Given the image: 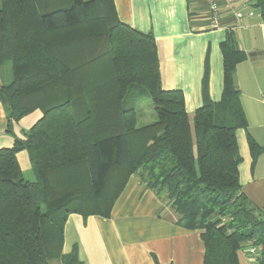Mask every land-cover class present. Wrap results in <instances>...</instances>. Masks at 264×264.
Wrapping results in <instances>:
<instances>
[{"label": "trees", "instance_id": "1", "mask_svg": "<svg viewBox=\"0 0 264 264\" xmlns=\"http://www.w3.org/2000/svg\"><path fill=\"white\" fill-rule=\"evenodd\" d=\"M244 1L264 18V0ZM220 49L221 101L204 96L190 120L182 93L162 89L153 36L122 24L113 0H1L0 103L14 142L0 149V264H81L62 256L68 216L109 217L131 175L201 233L203 264H239L249 246L264 264V210L239 183L235 133L247 122L234 72L245 55L231 33ZM133 87L152 102L148 125H137ZM36 110L41 119L14 136ZM248 146L254 162L262 149ZM23 150L33 181L16 159Z\"/></svg>", "mask_w": 264, "mask_h": 264}, {"label": "crops", "instance_id": "2", "mask_svg": "<svg viewBox=\"0 0 264 264\" xmlns=\"http://www.w3.org/2000/svg\"><path fill=\"white\" fill-rule=\"evenodd\" d=\"M218 25L212 24L209 0H113L118 20L154 38L162 89L180 91L190 120L204 102L219 103L223 90L221 43L231 33L245 59L234 72L235 85L246 118V129L236 131L240 157L239 183L247 200L264 210V18L244 0H213ZM237 14L241 16L238 17ZM36 110L13 125L14 136L24 139L41 119ZM150 122L146 125L152 123ZM142 126V125H141ZM250 137L262 152L253 162ZM6 118L0 103V149L11 148ZM16 159L25 179L32 172L28 153ZM33 175V172H32ZM77 254L81 264H203L201 233L188 231L168 201L131 175L114 201L107 218L78 214L68 216L63 233L62 256ZM239 264H259L245 250ZM62 264V262H59Z\"/></svg>", "mask_w": 264, "mask_h": 264}, {"label": "rangeland", "instance_id": "3", "mask_svg": "<svg viewBox=\"0 0 264 264\" xmlns=\"http://www.w3.org/2000/svg\"><path fill=\"white\" fill-rule=\"evenodd\" d=\"M1 5V0H0ZM98 70L102 71V66L98 67ZM75 72H82L84 76L88 75L86 74V71L84 69H77ZM3 75L5 76L6 82L11 81V71H10V64H6L3 68ZM130 102L133 103V108L136 110L137 114V125L143 126L146 125V123L150 122V118L152 121H155V113L153 110L152 102L147 94V92L138 87H133L130 89ZM127 107V105H125ZM25 177H28L29 181L34 180V176L32 175V172H27L25 174ZM52 264H59V262L55 261ZM63 264V262H62Z\"/></svg>", "mask_w": 264, "mask_h": 264}, {"label": "built area", "instance_id": "4", "mask_svg": "<svg viewBox=\"0 0 264 264\" xmlns=\"http://www.w3.org/2000/svg\"><path fill=\"white\" fill-rule=\"evenodd\" d=\"M210 4H209V10H210V17L212 20V24L213 26H217L218 25V9L217 6L215 4V2L213 0H209ZM238 17H240V14H237ZM262 100L264 102V94L262 96ZM245 251L253 258L256 259L257 257V253H256V249L249 246L248 248L245 249Z\"/></svg>", "mask_w": 264, "mask_h": 264}]
</instances>
